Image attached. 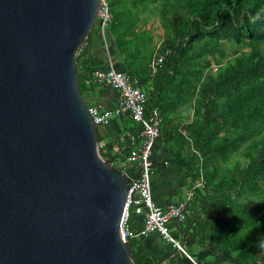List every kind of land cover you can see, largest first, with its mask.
<instances>
[{"label":"trees","instance_id":"16d2710c","mask_svg":"<svg viewBox=\"0 0 264 264\" xmlns=\"http://www.w3.org/2000/svg\"><path fill=\"white\" fill-rule=\"evenodd\" d=\"M105 1L110 20L76 54L82 94L97 86L85 83L100 68L88 57L105 40L115 69L138 78L147 109H159L172 165L189 174L196 200H186V228L234 264H264V0ZM127 242L135 264H158Z\"/></svg>","mask_w":264,"mask_h":264},{"label":"water","instance_id":"95a60500","mask_svg":"<svg viewBox=\"0 0 264 264\" xmlns=\"http://www.w3.org/2000/svg\"><path fill=\"white\" fill-rule=\"evenodd\" d=\"M101 7L0 0V264H135L129 177L100 153L76 65Z\"/></svg>","mask_w":264,"mask_h":264},{"label":"crops","instance_id":"0c3cea01","mask_svg":"<svg viewBox=\"0 0 264 264\" xmlns=\"http://www.w3.org/2000/svg\"><path fill=\"white\" fill-rule=\"evenodd\" d=\"M95 51L88 57V60L93 57V67L107 68L109 61L114 66L109 50H106L105 46L104 51L101 48L97 54ZM85 98L86 103L90 105L115 108L118 106L120 94L118 90L112 87L97 85L86 92ZM129 120L128 112L122 111L102 124L99 132L102 152L110 153V156L114 157L116 161L120 158L118 153L126 152L123 149H131V147H137L141 144L139 130L136 135H133L131 129L132 126L139 128V125L136 122H134L135 124L129 123ZM165 158L168 161L166 164L164 163ZM152 161L151 189L154 201L162 207L185 201L187 191L191 187L189 174L181 170L179 166L172 165L173 161L168 157V151L162 143L161 136L153 150ZM188 200L193 201L196 198L193 197ZM142 222V215L132 214L129 225L134 232H137L140 230ZM185 225V222H177L173 219L168 223L172 237L186 250L193 261L175 243L157 232H153L144 238L134 236L133 239L137 242V249L158 264H234L235 258L229 250L216 249L213 241L202 243L199 235L192 228L187 229Z\"/></svg>","mask_w":264,"mask_h":264},{"label":"built area","instance_id":"2783aa9c","mask_svg":"<svg viewBox=\"0 0 264 264\" xmlns=\"http://www.w3.org/2000/svg\"><path fill=\"white\" fill-rule=\"evenodd\" d=\"M98 18L101 30L103 31L104 25L110 20L105 0H102V7L99 9ZM103 43L106 50H108L105 40H103ZM161 59L162 56L160 55L157 61ZM155 69L156 67L153 66L152 72ZM85 83L109 86L118 90L120 94L118 106L115 108H101L98 105H88L89 114L97 125L105 124L114 115L127 111L130 118L140 128L141 144L137 147H131L129 153L121 155L122 157L120 156L123 168L119 169L129 177L126 201L120 221V232L123 241H127L128 238L134 236L144 238L153 232H157L167 240L175 243L184 254L188 255L186 250L172 237L168 223L172 219L177 222L184 221L186 217V200L190 199L193 195L191 189L187 191L185 201H179L165 207L158 205L152 196V153L156 139L160 136L161 128L159 109L156 106L147 109V93L141 88L139 79L115 69L111 61H109L107 68H94L91 76L85 79ZM101 146L102 144L99 141V148H102ZM132 163H135L138 168V175L135 177L128 175L126 171V167ZM164 163L166 164L167 162ZM131 214L142 215L143 217L142 226L137 232H134L129 225ZM189 258L193 261L190 256Z\"/></svg>","mask_w":264,"mask_h":264},{"label":"rangeland","instance_id":"374dc122","mask_svg":"<svg viewBox=\"0 0 264 264\" xmlns=\"http://www.w3.org/2000/svg\"><path fill=\"white\" fill-rule=\"evenodd\" d=\"M150 21L152 22V26L154 27V24H156L155 26H159V22H158V18H152L150 19ZM154 21V22H153ZM97 25V24H96ZM155 28V27H154ZM84 98L86 96V93L83 94ZM86 99V98H85ZM87 101V100H86ZM129 123H131V120H129ZM134 123V122H133ZM135 124V123H134ZM103 125H99L98 126V131L100 132L101 128ZM114 165L117 166L118 168H123V164H122V160H118L116 161L115 159L112 160ZM120 166V167H119Z\"/></svg>","mask_w":264,"mask_h":264},{"label":"clouds","instance_id":"9594fccd","mask_svg":"<svg viewBox=\"0 0 264 264\" xmlns=\"http://www.w3.org/2000/svg\"><path fill=\"white\" fill-rule=\"evenodd\" d=\"M99 126V125H98ZM100 141V140H99ZM113 162V161H112ZM114 164V163H113ZM259 244L261 245V246H264V241H260L259 242Z\"/></svg>","mask_w":264,"mask_h":264}]
</instances>
